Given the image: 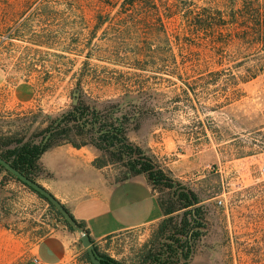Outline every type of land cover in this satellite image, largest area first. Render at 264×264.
<instances>
[{"label":"rangeland","instance_id":"rangeland-1","mask_svg":"<svg viewBox=\"0 0 264 264\" xmlns=\"http://www.w3.org/2000/svg\"><path fill=\"white\" fill-rule=\"evenodd\" d=\"M106 1L120 0H0V151L12 147L9 141L38 134L78 95L87 102L88 97L113 99L124 93L125 84L138 93L132 103L121 105L130 117L129 142L200 199L204 226L191 260L264 264V72L246 82L233 81L213 51L189 36L182 39L186 46L175 48L180 65L182 60L196 65L189 73L141 71L117 61L106 39L126 29L120 23L125 18ZM101 19L105 22L98 24ZM135 27L140 26H130V31ZM261 56L264 50H254L248 59L253 63ZM82 147L93 150L94 158L99 154L93 146ZM47 156H40L31 179L49 192L53 189L64 207L126 175L118 163L93 165L92 175L90 168L74 167L75 161L66 155L55 161V168H48L43 164ZM9 180L21 183L1 170L0 189ZM81 180H88L89 187H81ZM152 190L163 202L172 194L168 189ZM15 195L26 198L23 192ZM28 205L0 203V210L6 207L3 214L22 217ZM48 208L55 214L49 204ZM181 214L179 210L171 216L178 221ZM162 219L93 243L98 253L119 264H133L159 240ZM85 252L65 264H90Z\"/></svg>","mask_w":264,"mask_h":264},{"label":"trees","instance_id":"trees-1","mask_svg":"<svg viewBox=\"0 0 264 264\" xmlns=\"http://www.w3.org/2000/svg\"><path fill=\"white\" fill-rule=\"evenodd\" d=\"M105 4L117 8V14L125 18L120 23L126 28L106 39L113 47L109 54L133 68L176 75L194 71L196 65L184 60L180 65L175 52V48L186 46L182 39L189 36L198 46L213 51L211 54L229 70L233 81L246 82L264 72V56L253 63L248 59L254 50H264V0H120L116 4L108 1ZM103 22L101 19L98 24ZM133 25L140 27L130 31ZM232 64L237 69H233ZM77 86L81 89V79ZM122 86V95L104 101L88 97L87 102L78 95L69 109L51 118L38 134L25 140L9 141L14 144L2 149L0 157L31 178L38 169V159L46 150L69 143L76 148L93 146L99 153L93 160L96 167L118 163L125 168L126 175L121 180L128 175H144L152 189H168L172 194L164 202L158 199L166 216L156 236L159 240L154 239L156 242L133 264H187L204 226L200 199L129 142L130 117L121 111V105L126 100L132 103L138 93L125 84ZM237 89L232 86L234 92ZM1 170L23 183L0 164ZM26 186L47 201L68 229L74 230L43 195ZM179 210H182L181 217L174 221L171 215ZM98 255L102 257V264H119L105 254ZM85 257L92 264L86 252Z\"/></svg>","mask_w":264,"mask_h":264},{"label":"crops","instance_id":"crops-1","mask_svg":"<svg viewBox=\"0 0 264 264\" xmlns=\"http://www.w3.org/2000/svg\"><path fill=\"white\" fill-rule=\"evenodd\" d=\"M45 155L48 156L43 164L48 168H55V161H62L66 155L65 159L75 161L74 167L80 171L90 168L94 174V151L87 147L60 145L44 152ZM87 181L81 180L80 186L88 188ZM2 188L5 189H0V203L30 205L26 206L28 209L22 217L3 214L6 207L0 210V264H36V261L65 264L82 254L84 248L80 244L79 233L63 225L61 218L48 208L45 199L14 180H9ZM50 191L53 193V189ZM64 191L70 192L71 189L64 188ZM16 192H23L26 198H18ZM52 195L58 197L54 193ZM65 207L78 223L84 225L95 244L105 242L120 232L154 225L163 218L158 198L144 175L118 181L106 189L100 188ZM187 264L204 263L190 260Z\"/></svg>","mask_w":264,"mask_h":264},{"label":"water","instance_id":"water-1","mask_svg":"<svg viewBox=\"0 0 264 264\" xmlns=\"http://www.w3.org/2000/svg\"><path fill=\"white\" fill-rule=\"evenodd\" d=\"M76 100L74 99V103ZM0 164L4 166L7 170L13 173L18 179H20L23 183L28 185L29 187L33 188L41 195H43L55 208L56 210L62 215L65 221L79 233V240L82 247L86 250L89 260L92 264H102L101 260L102 257L98 255V252L95 248V245L88 235L86 229L80 226L77 221L70 215L68 210L61 204V202L52 195L47 189L42 187L39 183L32 180L31 178L27 177L23 173L19 172L17 169L12 167L7 161L0 157ZM79 246V245H78ZM126 264V263H120Z\"/></svg>","mask_w":264,"mask_h":264},{"label":"built area","instance_id":"built-area-1","mask_svg":"<svg viewBox=\"0 0 264 264\" xmlns=\"http://www.w3.org/2000/svg\"><path fill=\"white\" fill-rule=\"evenodd\" d=\"M261 168H262V170H264V164L262 165ZM36 264H43V263L36 261Z\"/></svg>","mask_w":264,"mask_h":264}]
</instances>
